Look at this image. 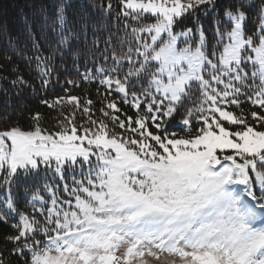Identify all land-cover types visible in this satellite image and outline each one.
<instances>
[{
    "label": "snow or ice",
    "instance_id": "obj_1",
    "mask_svg": "<svg viewBox=\"0 0 264 264\" xmlns=\"http://www.w3.org/2000/svg\"><path fill=\"white\" fill-rule=\"evenodd\" d=\"M39 15L5 39L0 84L35 88L9 52L34 66L56 130L41 112L0 130V264H264V0H51ZM81 82L99 98L73 95Z\"/></svg>",
    "mask_w": 264,
    "mask_h": 264
},
{
    "label": "trees",
    "instance_id": "obj_2",
    "mask_svg": "<svg viewBox=\"0 0 264 264\" xmlns=\"http://www.w3.org/2000/svg\"><path fill=\"white\" fill-rule=\"evenodd\" d=\"M51 0H0V65H5V68H11L14 65L8 64L3 58V52L5 50V39L8 36L17 37L22 36V26L24 24V20L27 17L29 21L36 20L39 22L42 17L39 15V10L42 6L49 5ZM74 5V10H78L80 0H72ZM205 26V32L210 41L215 43L214 38L212 37L213 26L211 23V17L205 19L203 21ZM188 27L192 25L187 23ZM111 27V25H107L101 32L99 39L101 43L105 39V34L107 29ZM115 31V29H112ZM93 37L91 32L88 33V39L85 43L91 44ZM8 55L13 56V61L15 62V66H18L19 72L23 75L24 79L29 81L30 84L34 85L35 88H23L16 89L12 88L7 82L0 84V87H3L7 90V94L4 92H0V130L6 129L9 126L19 125L22 129L28 130L32 127V121L29 118L34 112H41L46 117L42 121V126L50 131H55L54 127L57 123V113L50 111L49 109L43 107L39 103V99L45 96V92L40 88V76L37 74L34 66H28L22 61H19L16 56L12 53H8ZM99 55V54H97ZM0 75H10L8 71L0 73ZM70 79H78L75 75L69 76ZM65 77L63 75L60 76V84L62 85ZM60 85H57L55 81H53L52 85L47 91V98L51 99L56 96L64 95L63 92L59 91ZM98 85L95 83L89 82H81L78 88L71 89L73 95H77L80 97H89L93 100L99 98V93L97 92ZM52 88H56V91H52ZM104 89L101 87L100 91L102 92ZM19 92V95L15 93ZM100 105L97 104L94 107V111L96 108H99ZM125 110L127 106H125ZM70 111V109L65 110V114ZM130 111V110H129ZM6 114V115H5ZM96 118L100 117L99 112L95 113ZM79 119V114L77 115ZM179 119V117L177 118ZM175 124V122H173ZM170 130H173L170 127ZM178 130V129H177ZM25 190L21 188L19 192V196L21 197V202L23 204L25 198ZM47 197V193L44 194ZM39 206V205H37ZM24 207L31 209V205L25 204ZM11 229L8 225L0 224V237L9 233Z\"/></svg>",
    "mask_w": 264,
    "mask_h": 264
},
{
    "label": "rangeland",
    "instance_id": "obj_3",
    "mask_svg": "<svg viewBox=\"0 0 264 264\" xmlns=\"http://www.w3.org/2000/svg\"><path fill=\"white\" fill-rule=\"evenodd\" d=\"M179 46H181V47H182V45H179ZM1 130H4V129H1Z\"/></svg>",
    "mask_w": 264,
    "mask_h": 264
}]
</instances>
